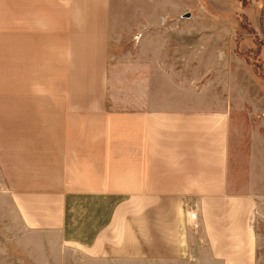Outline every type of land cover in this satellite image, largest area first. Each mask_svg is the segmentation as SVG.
<instances>
[{
	"label": "crops",
	"instance_id": "obj_1",
	"mask_svg": "<svg viewBox=\"0 0 264 264\" xmlns=\"http://www.w3.org/2000/svg\"><path fill=\"white\" fill-rule=\"evenodd\" d=\"M190 6L0 0V264H264V81Z\"/></svg>",
	"mask_w": 264,
	"mask_h": 264
},
{
	"label": "rangeland",
	"instance_id": "obj_2",
	"mask_svg": "<svg viewBox=\"0 0 264 264\" xmlns=\"http://www.w3.org/2000/svg\"><path fill=\"white\" fill-rule=\"evenodd\" d=\"M187 12L189 17L185 15ZM186 17L206 20L209 31L215 28L210 27V21L223 19L226 25L223 28L227 41L225 50H234L244 64L264 81V0H191L187 10L175 15H161L167 22ZM6 99H1V105H7Z\"/></svg>",
	"mask_w": 264,
	"mask_h": 264
},
{
	"label": "built area",
	"instance_id": "obj_3",
	"mask_svg": "<svg viewBox=\"0 0 264 264\" xmlns=\"http://www.w3.org/2000/svg\"><path fill=\"white\" fill-rule=\"evenodd\" d=\"M253 1H255V0H253Z\"/></svg>",
	"mask_w": 264,
	"mask_h": 264
}]
</instances>
